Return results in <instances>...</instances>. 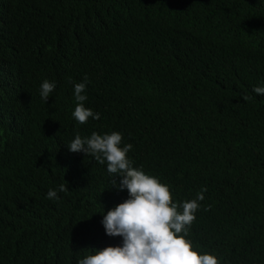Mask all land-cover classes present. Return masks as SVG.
Returning <instances> with one entry per match:
<instances>
[{
  "label": "trees",
  "instance_id": "1",
  "mask_svg": "<svg viewBox=\"0 0 264 264\" xmlns=\"http://www.w3.org/2000/svg\"><path fill=\"white\" fill-rule=\"evenodd\" d=\"M44 80L55 84L46 102ZM77 83L98 120L73 117ZM255 87H264V0H0V264H78L122 245L102 224L129 198L122 177L68 147L113 131L177 205L206 189L186 235L194 250L264 264Z\"/></svg>",
  "mask_w": 264,
  "mask_h": 264
},
{
  "label": "clouds",
  "instance_id": "2",
  "mask_svg": "<svg viewBox=\"0 0 264 264\" xmlns=\"http://www.w3.org/2000/svg\"><path fill=\"white\" fill-rule=\"evenodd\" d=\"M54 89V83L44 80L40 88L41 98L46 102ZM85 89V83L74 85V96L78 103L72 115L80 124L87 123L90 117L100 118L99 113L84 106L87 96L82 93ZM254 92L264 95V87H255ZM249 99L248 96L243 97L245 101ZM3 119L6 118L2 117L0 121ZM7 119L12 128L17 125L14 117ZM121 143L122 134L113 131L103 135L93 132L87 138L76 135L68 144L70 152L91 155L100 164L106 161L108 173L113 177H122L119 188L127 189L129 195L128 199L108 210L102 220L106 234L122 237V245L99 249L95 254L79 260L78 264H219L215 255L200 254L186 239L196 219L195 213L200 208L199 202L205 198L203 192L206 189L197 194V199L177 205L166 184L133 167L127 156L133 146L125 144L121 147ZM115 183L113 180L112 184ZM66 190V185L59 186L60 192ZM47 198L57 199V191L50 189Z\"/></svg>",
  "mask_w": 264,
  "mask_h": 264
}]
</instances>
